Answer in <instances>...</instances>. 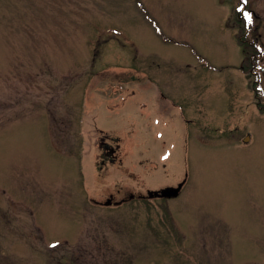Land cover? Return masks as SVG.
I'll return each instance as SVG.
<instances>
[{
  "label": "rangeland",
  "instance_id": "obj_1",
  "mask_svg": "<svg viewBox=\"0 0 264 264\" xmlns=\"http://www.w3.org/2000/svg\"><path fill=\"white\" fill-rule=\"evenodd\" d=\"M0 264H264V0H0Z\"/></svg>",
  "mask_w": 264,
  "mask_h": 264
},
{
  "label": "water",
  "instance_id": "obj_2",
  "mask_svg": "<svg viewBox=\"0 0 264 264\" xmlns=\"http://www.w3.org/2000/svg\"><path fill=\"white\" fill-rule=\"evenodd\" d=\"M248 140V138L246 139ZM183 187V183H180L177 187H167L160 192L152 193L151 196H161V197H177ZM110 203V202H108Z\"/></svg>",
  "mask_w": 264,
  "mask_h": 264
},
{
  "label": "snow or ice",
  "instance_id": "obj_3",
  "mask_svg": "<svg viewBox=\"0 0 264 264\" xmlns=\"http://www.w3.org/2000/svg\"><path fill=\"white\" fill-rule=\"evenodd\" d=\"M244 15H245V18H246L249 22H251V17H250L247 13H245Z\"/></svg>",
  "mask_w": 264,
  "mask_h": 264
},
{
  "label": "trees",
  "instance_id": "obj_4",
  "mask_svg": "<svg viewBox=\"0 0 264 264\" xmlns=\"http://www.w3.org/2000/svg\"><path fill=\"white\" fill-rule=\"evenodd\" d=\"M238 12V15L241 16V12L237 11Z\"/></svg>",
  "mask_w": 264,
  "mask_h": 264
}]
</instances>
